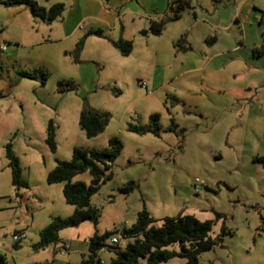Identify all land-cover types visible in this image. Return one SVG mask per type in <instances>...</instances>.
Returning <instances> with one entry per match:
<instances>
[{
  "label": "rangeland",
  "instance_id": "obj_1",
  "mask_svg": "<svg viewBox=\"0 0 264 264\" xmlns=\"http://www.w3.org/2000/svg\"><path fill=\"white\" fill-rule=\"evenodd\" d=\"M4 1L0 241L11 245L14 234L26 235L5 253L9 261L52 260L61 241L39 248L40 232L54 217L73 214L75 206L66 202L64 183L47 181L49 172L57 160H70L75 147L103 149L110 138L118 137L124 147L113 165V178L91 199L101 212L100 223L85 221L60 230V240L71 243L66 257L57 253L59 259L67 263L76 243L83 245L88 259V239L98 231L119 237L118 244L107 239L99 253L109 263L134 241L123 237L122 230L146 209L157 226L181 213L214 222L210 236L218 241L199 255V264H264V164L255 161L264 156V53L255 52L264 42V0H191V8L168 21L161 35L139 33L141 20L126 18L123 23L133 43L129 55L108 40L118 38L121 22L115 35L103 29L106 37L90 34L87 25L101 17L111 20L105 8L120 0H100L101 6L89 0H36L46 10L56 3L65 5L54 20L34 15L27 5L8 6ZM182 37L185 42L178 44ZM38 70L47 73L45 84ZM34 72L36 78L26 75ZM86 104L111 115L96 137H88L79 125ZM156 113L158 134L129 131L130 123L150 125ZM51 121L56 152L46 142ZM9 142L28 186L13 184ZM74 180L89 184L92 176L86 171ZM130 181L139 186L125 194L121 188ZM24 193L30 196L25 199ZM168 248L182 251L179 243ZM84 259L75 254L71 264ZM187 260L176 256L162 264ZM146 262L142 258L138 264Z\"/></svg>",
  "mask_w": 264,
  "mask_h": 264
},
{
  "label": "trees",
  "instance_id": "obj_2",
  "mask_svg": "<svg viewBox=\"0 0 264 264\" xmlns=\"http://www.w3.org/2000/svg\"><path fill=\"white\" fill-rule=\"evenodd\" d=\"M4 3L8 6L27 5L31 8L36 16L44 19L54 20L63 14L65 5L56 3L46 10L39 6L36 0H5ZM191 8V3L188 0H177L171 7V14L159 19L151 20L147 29L141 30L144 35H161L170 20H176L181 17L182 12ZM90 34L98 36L104 35L103 30L96 29L90 31ZM212 41L216 38L211 37ZM109 40L120 50L123 55H129L133 48L131 40L119 39ZM185 42L182 37L178 44ZM81 41L77 44L76 51L80 48ZM184 49H187L184 48ZM259 55L264 53V42L261 47L255 49ZM43 73L42 83H46L47 73L43 70H38ZM37 71V72H38ZM37 72L26 73L28 77L36 78ZM63 85L64 83L61 82ZM70 84V83H69ZM121 94V91H118ZM3 93L0 92V97ZM111 115L109 112L86 106L80 113L79 125L85 131L88 137H96L101 134L108 123ZM152 123L147 126L135 125L130 123L129 131L145 134L152 132L159 133V114L152 115ZM46 142L52 152H56V133L54 123L51 121L48 126ZM124 144L118 137H112L106 148H81L75 147L70 160H57V165L49 172L47 181L49 183H64L63 193L68 204L75 206V211L68 217H54L52 222L40 232V241L38 247H46L53 243L60 242V230L79 226L85 221L92 222L95 226L100 223L101 212L98 208L91 205L92 197L100 190L103 183L113 178V165L116 159L122 153ZM7 158L9 166L12 170L13 184L28 186L26 180L22 178V168L18 157L12 149V143L7 144ZM255 161L264 164V156L255 157ZM86 171H90L92 176L91 183L87 184L84 181L74 178ZM138 183L130 181L121 188L125 194L133 192L138 188ZM220 216V215H219ZM156 220L151 216L146 209L138 214L137 221L130 227H124L122 236L133 238L134 241L127 244L123 250H118L116 256L111 259L109 264H138L140 259L145 258L146 264H162L176 256L186 257V264H199V255L205 251L214 248L218 240L213 239L210 233L213 229L214 222L212 220H200L191 214H179L175 217H166L160 226L155 225ZM227 230L223 229V234ZM112 233L106 232L100 234L96 231L89 239V258L84 259L81 264L97 263L99 264V253L107 245V239H110ZM179 243L182 251L171 250L168 247ZM17 246V245H15ZM0 264H12L7 256L0 253Z\"/></svg>",
  "mask_w": 264,
  "mask_h": 264
},
{
  "label": "crops",
  "instance_id": "obj_3",
  "mask_svg": "<svg viewBox=\"0 0 264 264\" xmlns=\"http://www.w3.org/2000/svg\"><path fill=\"white\" fill-rule=\"evenodd\" d=\"M89 1H90V5L98 4L101 6L102 4L100 0H89ZM175 1L177 0H120V2L114 5L113 7L105 8L106 14L108 16H112L111 20L107 18H103V17L97 18L95 23L87 24L88 31L90 32L93 29H101V30L106 29L107 31H112L114 33L113 35H115L117 33L116 30H118V24L121 22V27H120L121 29L119 30L118 38L117 37L115 38L114 36L112 37V39L128 40L129 35L126 32L125 25L123 23L126 20V18H131L133 21H135L136 19L141 20L142 23L141 22L140 23L143 28L138 30V32L140 33L141 30L148 28L151 20H159L171 14V7L174 5ZM188 1L191 3V0H188ZM207 9L209 10V8ZM86 19L87 18L84 19L85 21H83V23H86ZM77 30H78V25L75 27L73 33ZM29 196H30L29 193H24L23 198L27 199V197ZM66 240H69L67 247L71 243L70 239H63L61 240L60 244H56L53 258L51 261H49L47 258H40L39 261H46V262H43L42 264L44 263L71 264L73 263V256L75 254H80L82 259H84L86 256V250L83 248V245H81V243H76L73 245L72 248H70V251H69L70 255L67 257L68 258L67 263L63 259H59L58 254H57L58 252H60L62 256H65V257L67 256V253L65 254L62 253L64 241ZM0 242L2 243V253L3 254L7 253L8 251H11V248H10L11 246H15L14 241L11 243V245H8L7 243L4 244L2 241ZM75 263H78V262H75Z\"/></svg>",
  "mask_w": 264,
  "mask_h": 264
},
{
  "label": "built area",
  "instance_id": "obj_4",
  "mask_svg": "<svg viewBox=\"0 0 264 264\" xmlns=\"http://www.w3.org/2000/svg\"><path fill=\"white\" fill-rule=\"evenodd\" d=\"M142 86L143 87H147V84L144 82L142 83ZM197 182H199V179H197ZM196 190L198 191L199 190V186L196 187ZM25 233H16L14 234L13 236V241H14V244H18L23 238H25ZM110 243L111 244H118L119 243V237L117 234H114L110 239H109ZM69 243V240H66L64 241V246H63V249H62V253L65 254L66 253V250H67V244ZM0 253H2V243L0 242ZM99 264H109L108 262H106L105 260L101 259L99 260Z\"/></svg>",
  "mask_w": 264,
  "mask_h": 264
}]
</instances>
